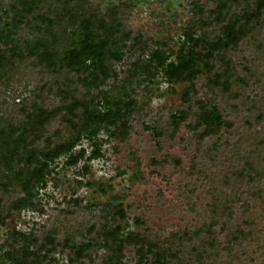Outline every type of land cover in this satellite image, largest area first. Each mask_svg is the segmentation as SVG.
I'll return each mask as SVG.
<instances>
[{
  "label": "rangeland",
  "instance_id": "obj_1",
  "mask_svg": "<svg viewBox=\"0 0 264 264\" xmlns=\"http://www.w3.org/2000/svg\"><path fill=\"white\" fill-rule=\"evenodd\" d=\"M87 1L103 15L122 6L121 31L151 39L143 55L133 48V34L122 38L121 59L108 60V76L94 83L87 81L88 72L77 74L61 66L62 54L76 42L79 24L64 15L65 0H0V201L4 207L22 195L13 183L27 167L25 150L43 148L46 138L71 136L64 113L58 111H65L62 100L71 102L58 95L62 88L79 96L99 95L93 108L102 112L118 101L127 102V96L136 103L126 139L111 135L114 126L101 124L95 136L101 157L89 158L92 148L81 134L74 148L84 149L78 163L67 166L66 155L58 158L45 184L35 190L34 209L13 210L0 223V264H12L5 254L14 232L25 235L15 240V246L26 244L39 256L38 264H107L112 242L107 233L114 234L117 226L123 238L148 234L150 241L164 246L174 236L198 231L185 243L186 258L176 252L177 257L166 256L164 264L189 260L187 251L190 261L198 264L191 245L202 256L201 240L213 236L216 241L209 251L215 255L204 259V264H264V111L256 113L258 104L264 103V22L237 49L221 52L241 78L247 77L245 83L232 87L233 95H227L221 89L211 91L201 76L192 83L170 82L160 71L133 72L137 62L148 60L155 49L175 61L181 47L197 42L200 48L218 40L220 28L212 22L215 0ZM241 2L244 8L246 2ZM239 9L224 11L227 18L222 25L240 14ZM45 54L56 63L48 64ZM105 93L107 100L102 99ZM199 102H208L221 114L220 129L210 136L202 135L204 126L196 121ZM181 113L186 118L175 121ZM75 114L71 119L78 122L81 113ZM39 118L45 126L36 138L31 127ZM250 160L258 172L250 170ZM215 201L223 205L229 201L231 223L253 237H244L241 246L231 245L229 226L212 220ZM117 208L123 210V218ZM251 214L254 224L249 226L245 221ZM211 223V234L203 232ZM84 245L89 247L77 255L76 247ZM138 249L124 248L122 263L154 260L153 246Z\"/></svg>",
  "mask_w": 264,
  "mask_h": 264
},
{
  "label": "trees",
  "instance_id": "obj_2",
  "mask_svg": "<svg viewBox=\"0 0 264 264\" xmlns=\"http://www.w3.org/2000/svg\"><path fill=\"white\" fill-rule=\"evenodd\" d=\"M215 1L217 2V11L214 12L215 14L212 22L216 23L220 28L218 40L200 48L199 44L195 41L190 48L186 49L181 47L176 54L175 61H168V57L163 50L155 49L150 53L148 60H140L137 62L138 64L134 66L133 72L139 71L145 75H152L155 71H160L170 82L187 81L188 83H192L193 80L201 76V78L206 79L211 91L221 89L223 94L233 95L229 93L232 87L241 85L242 82L245 83L244 81L247 77L245 74V76L241 78L235 71V67L230 59H227L225 55H221V52L237 49L247 37H254V35L259 32L257 27L262 26L264 22V0H256L252 2V5L249 4L250 0H245L246 5L244 8L241 7L244 4L241 0ZM230 7H235V9L240 8L241 10H239L241 12L222 25L227 18V13L225 14L224 11H227ZM62 10L65 16L67 15L71 19L78 21L79 24L76 30V42L62 54L60 58L61 66L77 74L88 72L86 74V79L89 83L104 80L108 76L109 67L106 64L108 60L119 61L121 59L123 53L121 47L124 46L122 45V38H130V35L133 34V48L143 55L148 48L149 41H151V39L139 33L134 34L130 31L124 33L121 31L124 17V9L122 6L111 8L103 15L101 12L93 9L87 0H65L62 5ZM59 13L61 12H56V14ZM48 20V22H50V18H48ZM119 34H122L123 37L118 36ZM1 54L2 52L0 51V61ZM51 56L53 55L51 54ZM45 59L48 60V64L56 63L55 58H50L48 54H45ZM234 80L238 81L233 82ZM125 86V84H122L120 87L122 93L126 92ZM193 89L192 85L188 92ZM52 91L54 92L55 89ZM56 91L59 93L61 90ZM73 93L66 90V88H62V92L58 94L61 97L67 96L71 100V102L62 100V102H66V104L63 105L64 107H62L65 111L58 110L64 113L62 119H65L68 132L71 131V136L68 138L69 140H61L59 137L58 140L46 138L43 148L25 150L26 155L24 162L27 167L23 173L19 174L20 177L15 178L16 180L13 183V187L17 188L22 195L15 200L9 201L6 207H4L0 201V208L2 209L0 212L1 224L4 223L7 216L13 210L20 211L26 208L34 209L32 200L35 197V190L45 184L46 177L53 170L52 164L55 163L58 158L66 155L64 162L67 166H74L78 163L84 155V149L80 148L78 151H74V148L80 140L81 134L84 133L86 139L90 142L92 153L89 158H91V156L93 158L101 157V145L95 140L98 127L101 124L114 126L115 129L111 135H114L120 140L128 137L130 129L129 116L135 111L136 103L127 96L126 93L125 95L128 98L127 102L122 103L118 101L114 108H106L104 112L93 108L94 102L100 98L99 95L88 94L89 96L85 97L79 96L76 92ZM106 95L107 93H105V96L102 98L103 100H107ZM208 104V102H199L198 106L201 112L196 116L198 126H204L202 133L204 137L218 132L222 120L220 112L213 106L208 107ZM263 104L264 103L258 104L256 113L257 111L259 113L260 110L264 111ZM76 112L81 113L80 119L77 117L80 122L71 119L76 115ZM259 115L260 118H262V115ZM185 116L186 114L181 113L178 117H174V120L183 121L186 118ZM44 126L45 124L42 123L40 118L34 120L31 129H35L36 138L40 137ZM19 141L20 139L18 142ZM21 142V144L25 143L23 140H21ZM249 162L250 170L253 173L258 172L257 166L253 165L251 160ZM213 204L212 220L215 221L219 219L222 226H229L230 234L228 242L231 243V245L236 244V246H241L244 237H249V239L253 237L250 231L246 232L239 226L231 223L232 210L230 205L228 206L229 201L228 204L224 205L218 204L217 201ZM4 211L7 214L4 215ZM116 213L120 218L124 217V212L121 208H117ZM223 215H226L227 221H223ZM214 223L204 228L203 232L211 234V226L214 225ZM245 223L252 226L254 224V215L251 214L247 216ZM121 230V227L117 226L114 230V234L113 232L107 233V236L112 239L109 245L111 254L107 259V264H123L122 257L124 248L130 245H135L140 247V249L147 245L153 246L155 249V253L153 254L154 260H151L149 263L143 262V264H164L166 263V256L174 258L177 257V253L186 258V255L183 254L186 248L185 243L190 242L191 237L195 233H198V231L192 233V236L190 233H185L182 237L174 236L168 239L165 243L166 246H164V244H160L158 240L156 242L150 241L149 239H151V236L148 234L131 233L123 238L119 235ZM10 238L13 244H6V246L10 248V251L5 254V258L8 261H11L12 264H38L39 256L31 252L26 244L20 245L19 247L15 246V240L24 239V234L14 232V235ZM45 241L53 244V240L50 238H47ZM201 241L204 247L202 256L196 252L195 245H191L192 248H190L192 253H196V261L198 264H204V259L211 260L212 254L213 256L215 255L209 250L213 249L211 247L216 241V238L213 236L211 239H203ZM86 247L88 248L89 246L84 245L76 247L77 255H82ZM183 248L184 251L182 250ZM214 248H216V244ZM140 249H138V251H140ZM187 254L191 259V253L187 251ZM190 259L179 260L180 263L178 264H195V262L190 261Z\"/></svg>",
  "mask_w": 264,
  "mask_h": 264
}]
</instances>
